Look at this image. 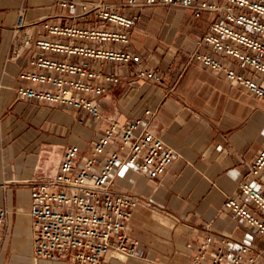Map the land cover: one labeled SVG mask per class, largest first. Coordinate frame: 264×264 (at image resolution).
Here are the masks:
<instances>
[{"label":"crops","instance_id":"crops-1","mask_svg":"<svg viewBox=\"0 0 264 264\" xmlns=\"http://www.w3.org/2000/svg\"><path fill=\"white\" fill-rule=\"evenodd\" d=\"M21 10L31 23L48 20L81 28L100 27L92 15L73 19L58 0H0V208L8 211L0 238V264H72L68 258L35 259L31 191L55 176L69 145L80 146V168L110 121L123 124L135 118L175 156L170 169L157 179L128 165L116 173L113 190L139 199L126 224L129 238L138 247L134 256L110 253L105 264H191L194 250L207 232L251 245L261 253L260 263L264 264V236L225 207L229 198L236 197L264 222V210L239 192L240 184L250 181L264 194V170L257 179L248 176L264 144V100L228 80L224 73L191 60L194 53L208 51L236 72L253 74L247 65L202 44L215 14L204 12L197 18L193 8L159 5L144 9L131 33L128 51L138 54L161 80L139 78L126 65L106 63L100 67L92 62L93 68L116 72L120 78L116 85L104 84L107 92L96 98L102 118L96 120L62 104L19 99L18 75L31 68L33 55L26 51L19 58L11 56L13 28ZM44 37L45 31L38 26L34 40ZM73 41L98 45L90 40ZM48 56L57 61L67 59L60 53ZM69 60L83 63L87 58L72 56ZM94 169L99 172L100 166ZM230 250L236 253V246Z\"/></svg>","mask_w":264,"mask_h":264},{"label":"built area","instance_id":"built-area-1","mask_svg":"<svg viewBox=\"0 0 264 264\" xmlns=\"http://www.w3.org/2000/svg\"><path fill=\"white\" fill-rule=\"evenodd\" d=\"M73 19L92 15L100 21L99 28L75 25L40 24L26 21L18 12L13 28L11 56L19 58L26 51L33 52L29 70H21L16 92L21 100L62 104L85 112L100 120L102 112L96 103L107 92L104 84H118L116 72L104 73L92 67L106 63L126 65L139 78L161 80L156 70L143 64L141 57L129 50L131 33L138 25L142 12L156 6L196 9V17L204 12L215 14L202 44L215 53H224L252 69L245 76L227 67L208 51L196 52L191 60L225 74L264 100V1L262 0H127L109 3L79 0H58ZM40 26L47 37L34 40ZM74 39L90 40L97 46L74 43ZM49 53L67 56L54 60ZM79 56L86 62L75 63L69 58ZM103 82V84L97 82ZM118 148L112 147L118 142ZM80 146L69 145L55 176L34 186L30 194L31 227L34 257L37 260L59 261L68 258L72 264H105L110 253L134 256L138 243L129 238L126 228L139 204L136 196L113 190L116 173L122 166L157 179L166 173L174 160V152L161 138L156 137L141 119L126 123L110 121L103 135L96 141L89 158L77 167ZM104 158V161H101ZM100 171L95 172V167ZM264 170V144L250 168L248 176L257 179ZM239 192L264 210V194L250 181L239 186ZM225 207L236 216L256 227L264 236V222L238 198H229ZM8 217L7 209L0 208V238ZM196 247L191 264H261V253L228 236L204 235ZM236 246V253L231 248Z\"/></svg>","mask_w":264,"mask_h":264}]
</instances>
